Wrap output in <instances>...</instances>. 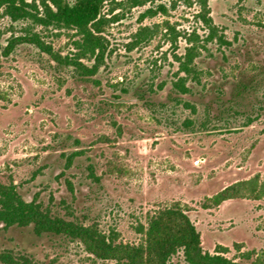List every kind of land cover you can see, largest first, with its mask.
I'll return each mask as SVG.
<instances>
[{
  "label": "rangeland",
  "instance_id": "374dc122",
  "mask_svg": "<svg viewBox=\"0 0 264 264\" xmlns=\"http://www.w3.org/2000/svg\"><path fill=\"white\" fill-rule=\"evenodd\" d=\"M154 3H165L167 14L141 22L147 5L105 6L114 18L105 27L107 52L88 78L19 43L35 34L60 57H72L71 32L12 21L0 10V183L129 245L141 242L138 229L151 214L178 205L204 252L242 264L264 260V194L242 185L264 180V0L208 1L224 42L203 41L195 8ZM142 27L152 36L135 40ZM193 29L202 41L194 60L199 84L188 78L192 94L176 102L171 82L183 75L174 56L183 55L184 33ZM240 79L248 92L232 102ZM232 185L238 194L214 205ZM0 247L32 264H113L30 227L0 225ZM170 264L185 263L177 256Z\"/></svg>",
  "mask_w": 264,
  "mask_h": 264
},
{
  "label": "trees",
  "instance_id": "16d2710c",
  "mask_svg": "<svg viewBox=\"0 0 264 264\" xmlns=\"http://www.w3.org/2000/svg\"><path fill=\"white\" fill-rule=\"evenodd\" d=\"M132 7H144L146 9L140 15L139 21L145 18H153L157 15L167 14V5L155 4V0H129ZM209 0H167L171 8L177 4L186 8H195L193 18L205 30V42L217 39L224 42L217 34L212 23L208 7ZM115 0H0V10L12 21L29 20L34 24L48 28L69 31L73 35L72 57H60L40 41L38 36L32 34L20 39L19 43H29L47 54L55 63L72 68L79 77L88 78L94 76L101 66L107 52V41L104 36L105 27L113 22L114 18H107L103 13L105 6ZM166 31L171 30L165 23ZM153 32L142 27L134 34V39H150ZM186 47L181 57L174 56L177 63V71L183 76L171 82L170 93L174 95L172 100L181 102V97L192 94V88L188 84L190 80H196L194 60L199 55L202 47L201 39L196 31L184 33ZM175 41V37L172 38ZM84 61L91 62L90 65ZM193 84V83H191ZM248 83L238 80L232 88V102L239 100L248 92ZM231 90V89H230ZM222 94V92H221ZM224 94V92H223ZM223 96V95H222ZM138 100H142L137 96ZM230 102V101H229ZM189 108L192 105L183 102ZM72 156L66 158L67 167L71 164ZM257 181H247L242 185H250L253 192L256 188L260 194H264V180L256 187ZM238 185L230 186L213 198L214 205L234 198L238 194ZM0 225L4 228L30 227L35 236H55L76 241L84 251L96 260L111 262L113 264H170L171 260L180 256L185 264H242L232 261L219 254H209L201 247L200 235L191 222L188 215L178 206L171 205L161 208L151 214L145 226H140L141 242L137 245H129L118 242L114 233L105 234L96 224L86 225L75 220H65L50 212L48 207L34 200L25 201L17 193L13 185L0 183ZM0 264H32L29 258L15 255L9 250L0 247ZM254 264H264V260H258Z\"/></svg>",
  "mask_w": 264,
  "mask_h": 264
}]
</instances>
